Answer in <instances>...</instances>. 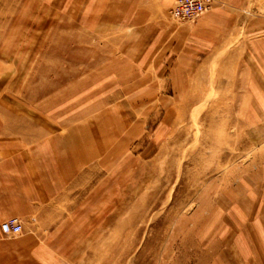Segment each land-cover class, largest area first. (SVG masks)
Segmentation results:
<instances>
[{
  "label": "rangeland",
  "instance_id": "374dc122",
  "mask_svg": "<svg viewBox=\"0 0 264 264\" xmlns=\"http://www.w3.org/2000/svg\"><path fill=\"white\" fill-rule=\"evenodd\" d=\"M115 2L129 0H0V158H34L36 185L48 184L57 137L77 127L64 141L72 160L110 159L84 167L99 173L67 200L47 190L25 225L16 218L0 264H264V0L191 70L188 27L206 12L178 21L167 10L173 54L145 65L116 52L126 32L107 29ZM172 57L184 67L173 78ZM96 131L103 144L87 150Z\"/></svg>",
  "mask_w": 264,
  "mask_h": 264
},
{
  "label": "crops",
  "instance_id": "0c3cea01",
  "mask_svg": "<svg viewBox=\"0 0 264 264\" xmlns=\"http://www.w3.org/2000/svg\"><path fill=\"white\" fill-rule=\"evenodd\" d=\"M175 2L176 0H129L126 4L115 2L114 5H108L107 20H105L107 29L112 27L114 30L130 33L129 37L126 33L125 36L121 37L125 39L122 46L116 48V52L122 55L139 54L140 63L145 65L153 54L158 56L157 58L168 53L172 55L175 34L173 32L168 34L165 12L170 10ZM209 2V9L201 17L198 24L194 27H188L194 35L190 34L187 42L189 61L182 64L187 70L193 69L191 61H194L195 54L200 56L199 49L202 48L203 50L201 55L205 62L207 55L210 56L217 49L222 50L233 44L232 40L234 41L236 37V33H234L236 25L257 21L256 15L258 14L259 0H209ZM136 31H138L141 38L145 39V43H142V41L135 45L133 43L129 45L130 39L133 38V34ZM163 43L166 46H163ZM251 49L252 51L250 52L253 55L257 45L252 43ZM167 60H169V63L171 62L169 66L171 68V78L175 77L178 71L184 69L176 58L172 57ZM155 65L157 76H160L163 70L167 69L163 67L164 62H162V59H156ZM124 84L120 83L119 85ZM89 128L95 129V127ZM75 129L77 127L72 128V130L69 128L66 134L59 135L56 139L59 143V156L53 159L50 158L51 165L56 168L53 171L51 170L48 175L46 174V178L49 181L48 184L44 181L41 186L36 185V183L40 182L41 175H36L34 158L21 161L11 154L9 158H0V225L9 218H18L25 225L28 219L34 216L36 209L47 199V190L48 192L55 191L59 193V200H67L69 196L67 194L68 190L81 191L84 178L98 175L99 169L96 168L109 165L110 159L106 158V154L105 158L98 159L103 152L97 154L94 158H91L92 155L89 156L91 159H87L84 162L72 160L66 154V151L70 150V146L64 142L65 137L68 135L74 138L81 136V133ZM98 134L100 133H97V131L92 133L91 144L87 150L100 148V145L103 144L98 139ZM42 161L40 166H45L46 160ZM93 166L96 168L84 170V167ZM51 182H55L53 183L55 185H52ZM98 193L96 194L97 197L99 196ZM96 196L93 194V197ZM55 197L56 195L53 194L49 199ZM76 203H82V199H78ZM2 235L0 230V237Z\"/></svg>",
  "mask_w": 264,
  "mask_h": 264
},
{
  "label": "built area",
  "instance_id": "2783aa9c",
  "mask_svg": "<svg viewBox=\"0 0 264 264\" xmlns=\"http://www.w3.org/2000/svg\"><path fill=\"white\" fill-rule=\"evenodd\" d=\"M206 12V5L202 0H176L172 9L171 17L180 21H193ZM4 236L14 237L21 233V223L16 218H10L0 225Z\"/></svg>",
  "mask_w": 264,
  "mask_h": 264
}]
</instances>
